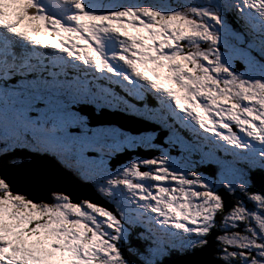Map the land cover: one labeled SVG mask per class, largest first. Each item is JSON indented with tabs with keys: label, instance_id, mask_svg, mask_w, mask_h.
<instances>
[{
	"label": "snow or ice",
	"instance_id": "obj_1",
	"mask_svg": "<svg viewBox=\"0 0 264 264\" xmlns=\"http://www.w3.org/2000/svg\"><path fill=\"white\" fill-rule=\"evenodd\" d=\"M89 106L156 128L93 123ZM138 147L158 155L111 166ZM48 157L106 204L14 190L3 169L40 182L34 160ZM0 164V264H169L213 230L209 264H264V191L251 190L264 172V0H0ZM220 189L253 209H225Z\"/></svg>",
	"mask_w": 264,
	"mask_h": 264
},
{
	"label": "water",
	"instance_id": "obj_2",
	"mask_svg": "<svg viewBox=\"0 0 264 264\" xmlns=\"http://www.w3.org/2000/svg\"><path fill=\"white\" fill-rule=\"evenodd\" d=\"M93 123H111L126 129L130 132L136 133L145 129H154L156 126L145 123L142 119L133 116L124 115L121 112L115 110H100L95 113L92 108L88 109L86 113ZM159 138L162 133H158ZM134 153L150 157L153 153L151 151H135ZM131 153L124 152L119 154L113 159L112 164H121L125 159L130 157ZM50 157L47 160L37 159L34 160V164L38 171L43 174V179L40 182H34L26 178L23 174L17 173L12 170L3 169V165L0 164V169L5 171V174L9 175L13 179L14 190H19L26 193L30 198H45L49 194V190H55L67 194L71 197L73 202H79L81 200H91L95 203L104 205L106 201L101 199L94 188L86 182H81L77 178L71 176L70 172L65 170L62 166H56ZM115 167V166H114ZM256 173V172H255ZM261 178H264L263 174L256 173ZM252 184L259 190L264 191V180H254V175L251 176ZM225 205V204H224ZM108 207H112L110 204ZM231 202L225 205V209H229ZM217 230H213L211 236H209V245L207 248L195 254L185 253L177 254L172 253L168 258L169 264H209L210 261L215 259L216 254V240ZM137 246H142L141 243H133ZM125 255L129 253L125 250Z\"/></svg>",
	"mask_w": 264,
	"mask_h": 264
},
{
	"label": "flooded vegetation",
	"instance_id": "obj_3",
	"mask_svg": "<svg viewBox=\"0 0 264 264\" xmlns=\"http://www.w3.org/2000/svg\"><path fill=\"white\" fill-rule=\"evenodd\" d=\"M237 26H238V24H236V27H237ZM236 62H237L238 64H240L242 67L244 66L243 63H241L240 61H236ZM234 66H235V65H234ZM232 127H233V131H236L235 126L232 125ZM152 134L156 136L155 132H153ZM159 140H160V139H159ZM159 143H160V141H159ZM153 151H154V150H153ZM154 152H155V151H154ZM173 153H174V155H176V156L179 155V153L176 152L175 150L173 151ZM156 154H158V153L156 152ZM219 154H221L222 156H225L227 153L223 154V152H217V153H216V156H217L218 158H220V159H229L228 156H225V158H222ZM193 159H196V160H197V158H196L195 156H193ZM215 167H216V166H215L214 164L204 163V164L198 166V167L196 168V170L199 171L201 174H204V175L207 176L208 173H209V170H210V169H214ZM255 172H256V173L263 174V175H264V172H261V171H259V170H256V171H253V172L251 173V174H255L254 176L256 177V180H258V179L264 180V178H261V177H259L258 175H256ZM251 190L254 191V192L257 191L256 187L252 184V181H251ZM220 193H221V195L223 196L224 201L230 202V201L228 200L227 196L230 197L231 199H233V201H232L233 203H231L230 208L232 207V205H233L237 200H242V201L245 203V205H246L249 209H253V207H254L253 202L248 201V199H247L242 193H240L239 191H237V192L235 193V195H228L223 189H220ZM230 208H229V209H230ZM216 219L219 221V220H220V216L217 215V218H216ZM216 250H217V244H216Z\"/></svg>",
	"mask_w": 264,
	"mask_h": 264
},
{
	"label": "rangeland",
	"instance_id": "obj_4",
	"mask_svg": "<svg viewBox=\"0 0 264 264\" xmlns=\"http://www.w3.org/2000/svg\"><path fill=\"white\" fill-rule=\"evenodd\" d=\"M120 2H123V3H129V2H138V3H142V4H155V3H158V2H160V0H120ZM169 2L170 3H172V4H179V3H184L185 2V0H169ZM229 19H230V22L232 23V20L233 21H235V19H234V17L232 16V14L231 13H229ZM233 25V24H232ZM234 27V26H233ZM234 28H236L237 30H239V25L237 26V27H234ZM41 37L42 38H49V39H51V37H47V35H46V33H41ZM244 65V64H243ZM235 67L237 68V70L238 71H243L244 70V66L242 67L240 64H238L237 62H235ZM152 102L153 103H155V101H154V99L152 98ZM156 106L158 107L159 105L158 104H156ZM88 109H90L89 107H88ZM99 111V110H98ZM123 112V111H122ZM130 114V113H129ZM134 115V114H133ZM136 116V115H135ZM115 125V124H114ZM185 132H187V134H191V135H193L192 133H191V131L189 130V129H184L183 130V133H182V135L185 137V138H188L189 136L187 135V134H185ZM155 144L156 145H159V143L157 142V141H155ZM138 150V149H137ZM223 154H225V153H223ZM157 155V154H156ZM173 155H174V153H173ZM222 158H225V156H228V154H226L225 156H222L221 154H219ZM34 156H36V154H32V156H30L29 157V159H32ZM118 155H116V154H114L112 157H111V163L113 162V159H115L116 157H117ZM196 158H197V160L199 159V156L198 155H194ZM229 157V156H228ZM38 159V158H37ZM37 159H35V160H37ZM138 159H142V157H136V158H134L133 160H138ZM229 159H230V157H229ZM129 161H126V162H124V163H122V164H118V165H116V164H112L111 166L114 168V169H117L118 168V166H123L125 163H128ZM115 166V167H114ZM70 169V168H69ZM71 170V169H70ZM72 171V170H71ZM73 173H75L74 171H73ZM71 176H73V177H75L73 174L71 175ZM79 177V176H78ZM80 178V177H79ZM90 183V182H89ZM153 183H155V182H153ZM91 185H92V183H90ZM92 187L94 188V186L92 185ZM95 189V188H94ZM257 189V188H256ZM96 190V189H95ZM257 191H259L258 189H257ZM96 192L98 193V194H100L97 190H96ZM101 195V194H100ZM102 196V195H101ZM227 198H228V200L231 202V203H233L232 201H233V199H231L230 197H228L227 196ZM224 204L225 205H227V204H229V202H227V201H224ZM139 230V229H138ZM141 230V229H140ZM139 230V231H140ZM142 242V244L144 243L143 241H141Z\"/></svg>",
	"mask_w": 264,
	"mask_h": 264
},
{
	"label": "trees",
	"instance_id": "obj_5",
	"mask_svg": "<svg viewBox=\"0 0 264 264\" xmlns=\"http://www.w3.org/2000/svg\"><path fill=\"white\" fill-rule=\"evenodd\" d=\"M217 218V217H216Z\"/></svg>",
	"mask_w": 264,
	"mask_h": 264
}]
</instances>
